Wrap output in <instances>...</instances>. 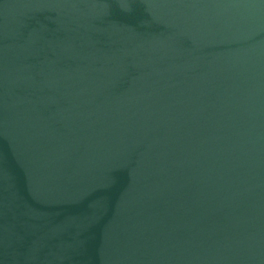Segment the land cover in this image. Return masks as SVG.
Masks as SVG:
<instances>
[{
  "label": "water",
  "instance_id": "1",
  "mask_svg": "<svg viewBox=\"0 0 264 264\" xmlns=\"http://www.w3.org/2000/svg\"><path fill=\"white\" fill-rule=\"evenodd\" d=\"M0 264H264V0H0Z\"/></svg>",
  "mask_w": 264,
  "mask_h": 264
}]
</instances>
